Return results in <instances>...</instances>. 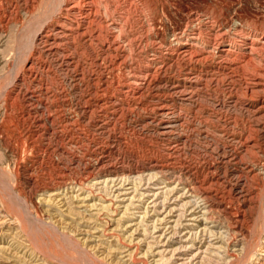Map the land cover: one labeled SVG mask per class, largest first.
<instances>
[{"label": "rangeland", "instance_id": "rangeland-1", "mask_svg": "<svg viewBox=\"0 0 264 264\" xmlns=\"http://www.w3.org/2000/svg\"><path fill=\"white\" fill-rule=\"evenodd\" d=\"M76 1L0 0V264H264V0Z\"/></svg>", "mask_w": 264, "mask_h": 264}, {"label": "bare ground", "instance_id": "bare-ground-1", "mask_svg": "<svg viewBox=\"0 0 264 264\" xmlns=\"http://www.w3.org/2000/svg\"><path fill=\"white\" fill-rule=\"evenodd\" d=\"M74 1H75V2H73V4L75 5V3H77V1H76V0H74ZM86 1L88 2V0H86ZM86 1H85V2H86ZM83 2H84V1H83ZM89 2H90V1H89ZM91 2H92V1H91ZM81 3H82V2H81ZM73 4H72V5H69L68 7H66L67 12H71V13H72V11H73V9H74V5H73ZM82 4H83V3H82ZM82 4H81V5H82ZM89 4H90V3H89ZM76 5H77V4H76ZM86 5H87V4H86ZM84 6H85V5H84ZM90 6H91V5H90ZM99 6H100V5H99ZM77 8H78V7H77ZM79 8H80V7H79ZM64 9H65V8H64ZM62 11H63V10H62ZM64 13H65V12H64ZM65 14H66V13H65ZM65 14H64V18H66ZM67 15H68V14H67ZM68 17H69V16H68ZM71 19H72V17H71ZM62 21H63V20H62ZM62 21H61V22H62ZM71 21H72V20H71ZM67 22H68V21H67ZM73 22H74V21H73ZM59 23H60V22H59ZM109 23H110V22H109ZM75 25H76V24H75ZM64 26H65V25H64L63 23L60 24V29L58 30L59 33H61V34L64 33V32H63V30H65ZM67 27H68V25H67ZM74 28H75V27H74ZM71 29H72V28H71ZM53 30H54V29H53ZM74 31H75V30H74ZM59 33H55L54 36H56V37L59 36V35H60ZM71 33H72V32H71ZM64 34L66 35V33H64ZM64 34H63V35H64ZM73 34H74V33H73ZM44 35H46V34H44ZM44 35H43V36H44ZM68 35H69V34H68ZM245 35H246V34H245ZM46 37H47V36H46ZM46 37H45V38H46ZM48 37H49V36H48ZM69 37H70V35H69ZM51 38H52V37H51ZM62 39H63V38H62ZM91 39H92V38H91ZM43 40H44V39H43ZM49 40H50V39H49ZM44 41H45V40H44ZM46 41H47V39H46ZM52 41H53V40H52ZM54 42H55V41H53V43H54ZM65 42H66V41H65ZM49 43H50V42H49ZM55 43H56V42H55ZM55 43H54V44H55ZM59 43H60V42H59ZM57 44H58V42H57ZM63 44H64V42H63ZM240 44H241V43H240ZM186 45L189 46L190 43L186 42ZM52 46H53V45H52ZM48 47H49V45H48ZM50 48H52V47L50 46ZM250 48H253V47H250ZM47 49H48V48H47ZM52 49H53V48H52ZM182 49H183V48H182ZM185 50H186V49H185ZM182 51H183V50H182ZM187 51H188V50H187ZM54 52H55V51H54ZM185 52H186V51H185ZM190 52H191V51H190ZM195 52H197V51H195ZM229 52H230V50L227 49V50H226V53H229ZM181 53H182V52H181ZM197 54H198V53H197ZM248 54H249V53H248ZM222 55L224 56L225 53H223ZM222 55H221V56H222ZM198 56H199V55H198ZM200 58H201V56H200ZM198 59H199V58H198ZM196 61H197V59H196ZM258 66H259V65H258ZM193 76H195V75H193ZM193 76H192V77H193ZM192 77H191V78H192ZM185 78H186V76H185ZM187 78L189 79V77H187ZM191 80H192V79H191ZM131 81H132V80H131ZM132 82H133V81H132ZM189 82H190V81H189ZM192 82H193V81H192ZM133 83H134V82H133ZM136 83H137V81H136ZM255 83H256V82H255ZM189 84H190V83H189ZM190 89H191V88H190ZM124 91H125V90H124ZM159 111H160V110H159ZM162 112H163V111H162ZM163 116H164V115H163ZM166 125H167V124H166ZM166 125H165V126H166ZM168 125H169V124H168ZM170 125H171V124H170ZM170 125H169V127H170ZM169 127H168V126H167V127H164L163 130L167 133V132L169 131V129H170ZM170 131H171V130H170ZM168 133H170V132H168ZM165 135H166V134H165ZM230 155H231V154H230ZM161 171H162V170H161ZM120 188H121V187H120ZM124 193H125V192H124ZM117 194H118V193H117ZM206 211H207V210H206Z\"/></svg>", "mask_w": 264, "mask_h": 264}]
</instances>
